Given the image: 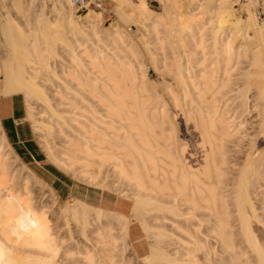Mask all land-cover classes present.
I'll use <instances>...</instances> for the list:
<instances>
[{"label":"bare ground","instance_id":"obj_1","mask_svg":"<svg viewBox=\"0 0 264 264\" xmlns=\"http://www.w3.org/2000/svg\"><path fill=\"white\" fill-rule=\"evenodd\" d=\"M1 1L7 3V0ZM10 1V6L16 12L18 11L19 14L26 16L25 14L28 11L26 12L27 9L24 7L23 0ZM50 1L54 2L55 0ZM65 1L67 2V0L55 1L60 5L56 9L58 12L56 22L51 23L43 17L36 18V22L39 24L31 28L32 32L28 33L29 31L24 30V33L21 34L20 32L21 35L18 32L21 41L15 35L16 33H13V30L11 31L13 27L10 26L11 22L8 19L9 12L4 13V18L1 19L0 17L1 25L5 28V33H3L5 41H8L9 46H11V51L3 59L2 69H0V73L3 75L0 95L24 93L30 101L34 99L37 102L39 100H43L42 103L48 102L50 98L46 86L44 84L43 86L40 85L36 81V77L41 74L45 76L47 71V74L50 73V70L53 73L54 70L50 69L52 62L50 59L54 57L57 61L62 55L58 53L57 46L54 45L55 39L58 38L54 39L53 44L47 39V37L51 38V31L55 29L58 34L65 32L67 29L69 30L68 34L72 32V34L76 33L85 37L90 33L96 37L97 39L93 40L89 46L81 40L82 37L78 38L79 35L74 40H71V37L70 39L67 38L66 43H63L66 44V47L68 46V48H65L68 52L65 51V53L68 55L67 57L66 55L63 56L65 53L62 55L63 58L66 57L67 63L59 60L57 66L61 68L58 72H56L57 67L52 64L53 69L56 68L54 72L57 73V79H54H61L66 88L70 87L68 90H71L70 84L76 86V91L73 90L72 92L71 90L69 92H77L76 95L80 96L81 101L86 102L84 106L86 114L84 115H86L85 118L89 122L86 124L88 127L84 126L81 129L82 131L76 132L78 133L77 139L70 137L72 139L70 140L65 135V140H70L66 145L69 143L70 147L66 146L68 148L65 150L66 155H60H62L61 157L67 156L68 158H65L69 162H71L70 159L80 161L82 168H84L82 170L83 175L88 178L91 184L96 183V179L100 177L99 175L104 174L103 167L108 166L109 169L105 170L107 171L106 177L113 179L104 184L107 181L106 178L102 182L104 185H101L106 187L103 193L128 202L124 205L127 206L125 208L128 209V213H121L122 210L120 212L109 206H96L80 200H75L74 205H72L73 203H67L60 210L67 217L79 222L83 226V233H86L91 228L90 226H97L93 227L95 230L92 229L98 235V242L103 246L102 248H106L107 253L103 252V254L106 257L109 254V258L112 249L118 243L117 238L111 232L112 222L108 219L110 214L116 216L120 221L123 231L122 238L127 240L129 225L133 221L128 217L129 213L133 212L135 214V218H133L138 220L141 218V212L146 215L152 212L155 213L159 209H167L175 216L184 218L185 221L196 217L200 219V226L203 228L199 229L197 235L178 222H173L177 229L194 238L192 244L194 243L196 251L200 250L202 253L201 256L196 255L198 259L194 260L193 264H216L217 262L220 264L219 259L221 257L224 258L226 264H264V219L261 217L260 207L257 205L258 202H262L264 208V25L258 27L252 13H248V16L244 19L240 17L241 14L240 16L237 15L233 9L237 0H220L218 11L216 9V15L220 22L214 33L216 54L229 53L233 49L234 35L238 33L239 37H242V42L237 46V51H234V54L238 56L239 48H245L246 50L248 48L252 55L250 64L252 69L249 68L244 73V83L236 90L237 98L240 101L236 102L235 110L240 112L233 117H231L232 115L229 117L216 104L214 70L200 69L205 59L204 57L199 59L197 49L204 50L206 45H204L206 41L204 31L208 28L207 22L199 21V16L203 13L201 9L205 8L202 6L204 3L197 2L198 6L193 8L192 15L190 16V13L187 15L188 17H184L185 20L183 18V21L180 20L179 23H176V20H173L174 22L171 20L173 22L171 23L172 26L168 28L170 38L167 39H170L168 42L171 41L172 43L173 59L172 65L169 69L167 68V71L175 80L178 88L174 89L170 85L168 91L174 99L172 101L181 107V116L184 123L178 126L175 114H170L169 110H165L167 105H163L165 100L162 101L161 97H158L156 101H153L152 98L154 110L148 111L152 107L150 106V103H152L149 97L150 90L148 91L146 81L142 76L143 70L140 69V64L136 60L138 58L131 55L132 51L130 55L133 60L128 54L129 45H125L122 33L117 29H106L110 43H102L103 38L100 36L101 33L98 29L99 19L102 17L101 13L88 11L82 16V21L78 19L77 15H74L71 5L70 8L65 5ZM116 1L121 4L125 0ZM136 4L138 13L144 15L145 12H148L146 13L149 16L148 20L155 16V11L148 7L146 0H139ZM7 5L9 6L8 3ZM7 5L5 4V6ZM2 7L4 6L2 5ZM53 7L55 12V6ZM2 9L5 10V8ZM29 9H31V6ZM199 10L202 12L201 15L198 14L200 13ZM208 10H204V12ZM5 11H9V9ZM124 14L126 15V13ZM160 17L161 15L157 18L159 20L152 21L148 26L147 36H154L159 33V22L165 19L162 18L163 15L162 19ZM250 31L253 32V35L250 34ZM230 33L232 34L230 35ZM229 37L231 39L228 40ZM46 39L49 43L46 42L47 45L45 43L44 46L43 41ZM158 41H156L157 44H159ZM111 45L115 49L109 48ZM23 55H26L27 58H23ZM22 58L25 60L22 61ZM55 59L52 60L55 61ZM141 68L143 67L141 66ZM51 73V78L46 75L43 81L46 80L47 83L54 82L53 77L56 74ZM74 86H72L73 89ZM35 101L33 102L35 103ZM161 102L162 105H159ZM45 105L48 106L47 103ZM148 105L150 108H148ZM74 106L77 107L79 104L76 102ZM162 106L164 107L163 110ZM55 111L51 108V112L56 116ZM257 112L258 114H254ZM248 115L252 119L253 117L257 118L252 122L253 131H247L243 128L245 130L241 132L238 128L239 126L244 127ZM31 118L34 119V116ZM52 118L50 117V119ZM237 119L239 121L236 122ZM39 120L34 122V131L43 143L47 156L55 161H63L62 158L61 160L60 157L57 158L58 155L54 157L49 147L50 142L48 143V137L46 136L54 133V131L51 132L52 127L51 130L48 129L49 127L45 128ZM67 124L69 125V123ZM44 129H48L50 132L47 130L45 136L40 135ZM62 133V136H64V131ZM0 135V264H60L57 258L59 246L61 247V245L58 238H56L55 227L53 229V226L58 227L60 224L57 226L54 223L51 226L50 219L46 215L49 206L43 208L45 205L39 204L42 207L37 208L34 205L37 204L34 202L38 200L34 199L35 201H32V193L34 192L29 188L31 182L26 181L30 180V175H26L24 180L22 179V186L19 184L17 190L14 188V186L16 187L15 184L13 186L12 183H8L7 175L11 171L9 166L12 165L11 163L9 165V160L12 159L20 165L19 167L27 165L18 157L9 144L1 124ZM191 139L194 140L193 143ZM259 143H262L263 146L260 147ZM69 162L70 165L75 163L71 164ZM68 164L67 162L64 163V165ZM27 173L29 174V171ZM30 174L33 175V178L38 179L35 173L30 172ZM14 177L11 180L15 179ZM19 177L21 176L19 175ZM32 177L31 180L33 181ZM123 183L130 186V189H128L130 195L127 196H130L134 203L130 202V197L127 198L124 195L125 190L119 193L123 192L126 198L113 194L114 187ZM18 187H21L23 191L20 188L18 190ZM42 187L44 189L46 187V185L43 186V182ZM46 188H50L51 194L54 193L51 187L47 186ZM30 192V197H27ZM53 197L55 196L53 195ZM53 200L54 204L52 203V205L56 207L60 205L57 198H53ZM55 210V213L60 211L56 210V212ZM55 213H53V216ZM198 213L201 215L198 216ZM68 225L70 224L68 223ZM145 225L146 232L151 233L150 228L153 225L147 222ZM205 225H209V227L205 229ZM104 227L106 235L103 236L102 230ZM56 229L58 232L59 229ZM70 230H68L69 233L72 232ZM87 233L84 235L86 236ZM209 234L213 236L212 240ZM97 235L94 236L97 237ZM153 235L156 238L163 236L161 232L157 233V231ZM166 235L164 233L162 238ZM182 239L178 238V240ZM190 239L188 238V240ZM172 240L170 241L172 245L173 243L175 245L180 243ZM188 240L187 242H182V240L181 245L191 242ZM159 246L160 244L151 246L150 253L143 258L144 261L146 260L145 262L150 264H177L176 261L184 257V255L176 257L174 256L176 254H172L171 251L167 252L165 249L164 251ZM178 247L176 246V248ZM192 248L190 247V250L194 251L192 257L193 255L195 257V250H192ZM90 254L92 253L88 250H86L85 255L83 254L85 258L87 256L89 264H99L94 261ZM250 259L253 262H249ZM192 263L189 262V264Z\"/></svg>","mask_w":264,"mask_h":264},{"label":"rangeland","instance_id":"obj_2","mask_svg":"<svg viewBox=\"0 0 264 264\" xmlns=\"http://www.w3.org/2000/svg\"><path fill=\"white\" fill-rule=\"evenodd\" d=\"M31 1L32 0H23V3H25L24 7L27 9L26 12L28 11V13L25 14L26 16H23V15L19 14L18 11H17L18 12L17 13L16 10L13 9L12 6H10L11 5L10 0H7V3L9 4L10 7L7 5V3H3L0 0V2H1L0 3V17H1V19L4 18L6 12L7 13L9 12V16H8L9 18L8 19L11 22L10 26L13 27V28H11V31L13 30V33H16L15 35L17 37H19L20 41H21V37L19 35H21L24 30H26L27 32L29 31L28 33L32 32L31 28L32 27L34 28L35 25L37 26V24H39L38 22H36V20L38 18L43 17L46 20H49V22H51V23L56 22L58 19V16H57L58 12L56 9L58 7H60V5L57 2H55L56 0L55 1L52 0L54 2H51L50 0H35V2H34V0H33L32 1L33 5L31 4ZM137 1H139V0H125L121 4H118L116 0H104V5H103L102 9L91 8L88 11L90 12L92 10L96 13H101V15H102V17L99 19V24H98V29L101 33L100 36L103 38L102 43H107V44L110 43V41L107 38L108 35H107V32L105 31L106 29L107 30L108 29L109 30L110 29L111 30L117 29L122 33L121 35H123L122 39L125 40V45H129V49H131V50L128 49V52H129L128 54L130 55L131 51H132L131 55L132 56L135 55L134 58H138L136 60L140 64L139 65L140 69L144 71V72L142 71V76H144V80L146 81L148 91L150 90L149 93L151 95V96L149 95V97L151 98L150 101L152 103H150V102L149 103H150V106H152V107H151V110L148 109V111L154 110L153 101H156V100H158V97H161L162 101L165 100L163 102V105L164 104L167 105V106H165V110H169L170 114H175L176 120H177L176 122H177L178 126L181 124L183 125V123H184L183 117L181 116V114H182L181 109H180L181 107L179 105L177 106V104L172 101L174 99H173L172 95L169 94L170 91H168V90H170V88H168V86H170V85L174 89L178 88V85H176L175 80L170 75V73L168 74V71H167L169 69V67L172 65V59H173L172 43H171V41L168 42L170 39H167L168 37L170 38V35L168 33V28L170 26H172L171 23L174 22L173 20H176L177 21L176 23H179L180 20L183 21V18L184 17L186 18V16L189 15L190 13H191L190 14V16H191L192 10H194L193 8H196L198 6L197 2H200V3H204L202 6L205 8L201 9V10H203V13L201 12V10H199L200 13L197 12L199 15H201V13H202V15L199 16L200 18L198 16L197 17L199 18V21L201 20L205 23L207 22L206 25L208 24L207 25L208 28L206 27L207 30L204 31V36L206 38L205 40L207 41V42L205 41V43H204V45L206 44L205 48H204V50H202L201 48H199L201 50L197 49L199 59H201L202 57H204V59H205L204 64L200 66V69H202V70L208 69L210 71H213V70L215 71V72L213 71V73L215 74V75L213 74L214 75L213 80L216 83L214 85V91L216 93V95H215L216 104L219 106V109L221 108L222 111H225L229 117L231 115H232L231 117H233L235 114H238V112H240V111L235 110V107H236V102L240 101V99L237 98L236 90L239 89V87L244 83V80H245V77H243V76H245L244 73L247 70H249V68L252 69V66L250 65L252 55H251V52L248 48H247V50L245 48L244 49L239 48L238 49V56H236L234 54L235 53L234 51H237V46L240 45V43L242 42V37L241 36L239 37L238 33L235 34V35H238L237 37L234 35V40L232 41L233 49L229 53L224 54V55H217L216 54L215 49H214V39H215L214 33L217 30L216 26L220 22L219 19L217 18V15H216V12L218 11V8H219L220 0H201V1H199V0H158L157 1L156 0V1H152V2L150 0H146L148 7H150L151 9H153L155 11V16H152L151 20L147 19L149 16L146 13H148V12H145L146 15L145 14L142 15V14L138 13V9L136 8V6H137L136 2ZM67 2L65 1V5L68 8H70V5H71L72 12L74 13V15L75 16L77 15V17H79L78 19L82 20L83 19L82 16L84 14H86V12L85 13H76V11H75L74 7L72 6L70 0L69 1L67 0ZM54 3H55V5H54ZM5 4L7 6H5ZM259 4H261V0H237L236 3H234L233 9L237 13V15L240 16V14H241L240 17L243 19L248 16V13H250V14L252 13V15L255 17V20L257 22V26L260 27V26H263L264 23L260 22L257 19L255 12H254L256 7L259 6ZM2 5L4 7H2ZM56 5H58V6H56ZM30 6H31V9H29ZM53 6H55V12H54ZM6 7H8V8H6ZM2 8H5V10L9 9V11H5ZM200 8H202V7H200ZM246 8H247V10H246ZM208 9H210V10H208ZM211 9H212V11H211ZM216 9H217V11H216ZM204 10H208V11L204 12ZM189 11H191V12H189ZM246 11H249V12H246ZM124 13H126V15ZM78 14H80V15L78 16ZM160 15H161V17L163 15L162 18H165V19H162L160 17L162 19V22L161 21L159 22V24H160L158 27L159 33H157V35H154V36L153 35L147 36L148 32L146 30L149 29L148 26H150L152 21H156V19L159 18ZM193 15L195 16V14H193ZM197 17H195V18L197 19ZM185 18H184V20H185ZM1 19H0V69H2L3 59H5L6 55L11 51V46H9L10 44L8 41H5L6 39L4 38V35H3V33H5V28H3L1 25ZM157 20H159V19H157ZM171 20L173 22H171ZM208 20H210L209 23H208ZM27 23H28V25H27ZM227 29H229V28L227 27ZM53 31H51L53 36L50 35L51 38L47 37V39H49V42L51 41L50 43L53 44L54 39L58 38V39H55V41H54V45L57 46V47L55 46L57 48L56 50L59 51V52L58 51L57 52L60 53V55L61 54L63 55L65 53V51H66V53H68L67 49H65V48H68V46L66 47V44L64 45V43H66V41L68 39H70V37H71V40H74L79 34H76V33L72 34V32H71L70 34H72V35H70V34H68L69 30L66 29V31L64 30L65 32L58 33V34H60L58 36L57 31L55 29H53ZM18 32H19V35H18ZM20 32H21V34H20ZM88 32H89V30H88ZM54 34H56V35H54ZM231 34L232 33H230V35ZM250 34L253 35V32L250 31ZM62 35L64 38L62 37ZM66 35H68V36H66ZM226 35H228V33H226ZM151 36L154 37L156 40L154 38H152ZM59 37L61 40L59 39ZM72 37H74V38H72ZM79 37H82L81 40L85 41L86 44L85 43L84 44L87 46L91 45L93 40L97 39L96 37L92 36L90 33H88L85 37H83L81 35H79L78 38ZM47 39L45 41H43L44 42L43 45L46 42L49 43ZM157 39L158 40L161 39L162 41L161 40L158 41ZM227 39L229 40V39H231V37H229ZM63 40H65V41H63ZM156 41H158L159 44H157ZM154 42H156V43H154ZM47 43L45 45H47ZM161 44H162V46H161ZM109 48H114V46L111 45ZM61 51H63V52H61ZM203 51H204V53H203ZM163 52H165V53H163ZM66 53L63 56L66 55V57H67L68 54H66ZM62 55H61V57H59L57 59V61L54 57L52 59H55V61L50 59L52 61L50 69L55 71L56 68L55 69H53V68L57 67L56 72H58V70H60V68H61L60 66H57L59 64V60H62V61H64V63H67L66 57H64L66 59V62H65V59L63 58ZM23 56H22L23 58H25V59L27 58L26 55H23ZM132 56L130 57L131 59H132ZM23 58H22V61L25 60ZM54 63H55V65H54ZM52 64L54 67L52 66ZM154 64H156V65H154ZM141 66L143 68H141ZM165 67H166V69H165ZM54 71H52V72L55 73ZM47 72H46V75L50 76V78H51V75H50L51 70H50L49 74H47ZM53 73H51V74H53ZM143 73H144V75H143ZM55 74H56V75H54L55 77L52 76L53 79L54 78L57 79V73H55ZM46 75L45 76H42V74L39 75L38 77H36V81L38 83H40V85L43 86V84H44V86H46L47 93H48L49 98H50V100L48 102L45 101L48 104V106L45 105L46 103H42V102H44L43 100H41L42 102L40 100L37 102L34 99H32L33 101H35V103H34L32 100L31 101L28 100L24 93H20L23 96V98L25 100V104H26V114H22V117H23L22 127L26 129L27 133L32 138H34V141L31 143V145L29 147H30L31 151L34 153V155H36V157H43L45 159V161L50 162L52 164H55L56 166H58L59 168H61L65 172L72 175L76 180H78V182L82 186L91 187L92 190H95L97 192H99V191L104 192V190H106V187L102 186L101 184H103L102 182L105 181V179L107 178L106 177L107 171H105V170L109 169L108 166H106L107 168L103 167L104 169H102V170H104V174L99 175L100 177H98V179H96L97 181L95 180L96 183L94 182L91 184L90 181L88 180V178L83 175L82 170L84 168H82V164L80 163V161H73L72 159H70L71 162H69V160L67 159L68 158L67 156L61 157L62 155H66L65 150L68 149L67 147H70V145H68L69 143L66 145V143L68 142L69 139L65 140V135L67 136L66 138L71 137L72 139H75V138L77 139L78 138L77 134L80 131H82L81 130V129H83L82 127H84V126L88 127V125H86V124H88L89 122L87 121V118H85L86 115H84V114H86L85 107H84L86 102L81 101L82 99L80 98V96L78 94L76 95L77 92L70 93L71 90H72V92H73V90L76 91V88H75L76 86H74V84H72V85L70 84L71 90H68V89H70V87L66 88L65 83L61 79H59V80L54 79V82L50 81L48 83L46 80L43 81L44 80L43 78H45ZM2 81H3V75H2V73H0V85L2 84ZM61 81H62V83H61ZM72 86H74V89ZM67 90H68L69 94L67 93ZM69 95L70 96L73 95V96L70 97ZM145 95H146V93H145ZM39 102H41V103H39ZM76 102H77V104H79V106H77V107L74 106V103L76 104ZM159 105H162V102ZM175 106H177V107H175ZM50 107L56 110L55 111L56 116L53 115ZM166 107H168L169 109ZM49 108H50V110H49ZM148 108H150L149 105H148ZM163 108L164 107L162 106V110H163ZM38 114H40V115H38ZM254 114H258V112L254 113ZM30 116L31 117L34 116V119L31 118ZM50 117L51 118L54 117L55 119L57 117V119L56 120L53 118L50 119ZM246 119H248V120L243 125L244 127L239 126V128H238V129H240L241 132L244 131L245 129L247 131H253V129H252L253 123L252 122L257 120V118H255V117H253V119L250 118V115L246 116ZM35 120H39L40 123L43 124V126L45 128L49 127L48 129L51 130V127H52L51 132L53 133V131H54V133L52 135L49 134L50 136L47 134L48 136H46V137H48L47 138L48 143L50 142L49 147L51 148V152L54 154V157L58 155L57 158L60 157L59 159L61 160V158H62L63 161H55L52 158H50L49 156H47V154L45 153L46 152L45 148L43 147L44 145L40 141L38 134L33 133V128H35V123H34ZM62 121H63V123L65 121L66 122L63 124ZM237 121H239V120L237 119L236 122ZM60 122H61V124L59 125ZM67 123H69V125ZM6 125H7V128L9 130L10 135H13L14 129H13L12 124L9 121H7ZM243 128H245V129H243ZM48 129L42 130L43 134L40 132L41 133L40 135L45 136L46 135L45 131H47ZM63 131H64V136H62ZM48 132H50V131L48 130ZM76 132H78V133H76ZM248 133H250V132H248ZM68 134H69V136H68ZM71 138H70V140H72ZM70 140H69V142H70ZM191 140L193 143L194 140L193 139H191ZM0 141H1V139H0ZM259 146L261 147V146H263V144L259 143ZM60 154H62V155H60ZM19 156L23 160V162L26 163L27 166H25L26 168L24 166H22L23 167L22 168V167H19L20 165L15 163L12 159H11V161L9 160L8 161L9 165H10V163L12 165L9 166V168H10L9 170H11V171H9V174L7 175L8 176L7 177L8 183H10V184L12 183L11 185L15 184L16 187L14 185L13 186H14L15 190H17V186L19 184L22 186V182H23L22 179L24 180V177L26 175H30L31 177L33 176L30 174V172H33L38 176V179H36L35 177L34 178L32 177L33 181L31 180V177L29 176L30 180L28 179L26 181L31 182V184L29 185V188H30V190L32 189L31 190L32 192H34V193H32V197H33L32 201L34 199L39 201V202L38 201L36 202L34 200L35 201L34 203H37L34 205L37 206V208L42 207V205H45V206H43V208H45L46 206L47 207L49 206L47 208L48 211H46V212H48V213H46V215L50 219L51 226L54 223L57 226L60 224V226H58V227L53 226V229L55 227V230H54L55 234H57L56 238H58V242L61 245V247L59 246V254H58V258H57V261L59 260L58 263H60V264H89V261H87L88 260L87 256H86V258L84 256L86 254V250H88V252L91 251L92 254H90V255L92 256L94 261L99 263V264H150L148 262H145L146 260L144 261L143 258L146 257L145 254L147 255V253H150L151 246L154 244H158V245L160 244L161 249H163V250L165 249V250H167V252L171 251L172 254L173 253L176 254V255H174L176 257L184 255V257H181L182 259L180 258L179 260L176 261L177 264H189V262L192 263V262H194V260L196 261L198 259V257H196V255L201 256V254H202L201 251L200 250L196 251L197 249L195 248V245H193L194 243L192 244V240L194 241V238L192 236H188L184 231L177 229L175 224L173 223V222H176V223L178 222L179 224L188 228V230L193 231V234L195 233V235H197L198 234L197 232H199V229L203 228L200 226V223H201L200 219L198 217H196V218H193L191 220L185 221L184 218L175 216L174 214L169 212L167 209H163V210L159 209V211H155V213L152 212V213L146 214V215H145V213L141 212L142 213V214L140 213L141 218H139L138 220L134 219L135 214H133V212L129 213L130 215L128 214L129 215L128 217L130 219H133V221L130 223V228H137V230H139V237H141L140 244H142V243L148 244L147 249L145 251V254H143V255L138 254L137 251L135 250L134 245L129 238L130 233L128 235L127 240L122 238L123 231H122V228L120 225V221L118 220V218L116 216L110 214L108 216V219L112 222V224H111L112 226L110 225L111 227L110 226L109 227L112 230L111 231L112 234L117 238L118 243H116L115 248L112 249L113 251L110 253L111 257L109 258V254H107V257H106V255H105L107 253L106 248L105 247H104V249L102 248L103 246L98 242V239H99L98 235L95 234V232L93 231V229H94L93 227H97V226H90L91 228L87 231L88 233L86 232L87 235L85 236L84 234H86V233H83V228H82L83 226L81 224H79V222H76L73 219H71L70 217H67L65 215V213L63 211H61L62 210L61 207H65V205H67V203H69V204L73 203L72 205H74L76 203L75 200H77L78 198L70 197V198L65 199V200L60 199V197L58 196V193L55 191V189L52 187V185L50 183H48L43 178V176L39 173V168H40L39 163L35 162L33 160V158L31 157V155H29V154H23L22 153ZM65 157H67V158H65ZM64 158L67 160H65ZM199 160L200 159L198 158V161ZM193 161L195 162V159ZM66 162H67V164H68V162L71 164H73L74 162L75 163L73 165H70V164L64 165V163L66 164ZM16 166H18V167H16ZM15 171L16 172L18 171L20 174L17 172L18 175L16 176L17 173ZM28 171H29V174L27 173ZM9 175L11 176V178H9L10 177ZM19 175L21 177L22 176L23 177L18 178ZM14 176H16V177H14ZM12 177L15 178V179H13L15 181L11 180ZM111 179H113V178L108 177L106 179L107 181H105L104 184L107 182H110ZM42 182H43V186L46 185V187L48 186V187H51L53 189L55 194L54 193H52V194L55 197H53V195L50 193V191H49L50 188L45 187V189H44V187H42ZM32 185H34L35 187ZM13 186H12V188H13ZM116 187H117V189H116ZM116 187H114L115 190H113V194L115 196H119L122 198H126V197L129 198L130 197V196L129 197L127 196L128 194L130 195V192L128 190V189H130L129 188L130 186L127 183L118 184V186H116ZM14 188H13V190H14ZM19 188L21 191H23V189H21V187H18V190H19ZM118 188H120V189H118ZM40 189H42V190H40ZM122 190H125L124 195H126V197L123 195V192L119 193ZM24 192H23V195L25 194ZM43 194H45V195H43ZM28 195L29 196H27V193H26V196L30 197L31 192H30V194L28 193ZM53 198L54 199L57 198V200L60 204L57 206L59 208H57L55 205H52ZM82 201H84V200H82ZM131 201H132V203H134V200L130 197V202ZM87 203H89V202H87ZM39 204H42V205H39ZM89 204H92V203H89ZM92 205H95V204H92ZM257 205L260 207L259 213H260L261 217L264 219V208L262 207V202H258ZM51 208H54L56 210H60V209L61 210L58 211L59 213H55L54 209H51ZM53 213H55L54 216H53ZM200 213H198V216L201 215ZM61 214H63V215H61ZM66 219H68V220L66 221ZM66 222H68L70 225H68V223L66 224ZM146 222L149 223L150 225H153V227L150 228V230L152 231L151 233H147L145 230L146 229V225H145ZM61 224H63V225H61ZM67 225H68V227H66ZM60 227H61V229H60ZM208 227H209V225H205V229ZM56 228H58L59 231L61 230V232H59V231L57 232ZM64 228H66L67 230L65 231ZM68 228L71 229L72 232L69 233ZM105 230L106 229L104 227V229L102 230L103 231L102 234L104 233ZM153 231H155V232L157 231V233L161 232L163 234V236L165 233V234H167L166 235L167 237L165 236L164 238H162L163 237L162 236L160 238H156L153 235V233H155ZM92 233H94V234L92 235ZM70 234L72 235V237H70L71 236ZM82 234L84 235V237ZM174 234H175V236H174ZM94 235H97V237ZM104 235H106V234L104 233L103 236ZM176 236L179 239L183 238L182 239L183 241L178 240V238ZM174 237H176V238L174 239ZM209 237H211L210 239L212 240L213 236L211 234H209ZM63 238H65V239L62 240ZM171 238L174 240H172ZM188 238L189 239L193 238V239L188 240ZM171 240L174 242H180V243H178V245H175V243H173V245H172V244H170ZM187 240L191 241V242H188V244L185 243V244L181 245V241L187 242ZM65 241H67V242H65ZM167 244H168V246H167ZM174 245H175V247H173ZM176 246L177 247L179 246V247L176 248ZM185 246H186V248H184ZM171 247H173V248H171ZM181 247L183 249H180ZM190 247L195 248V249L192 248V250H195V257L193 255L194 258L192 257V254H194V251L192 252L190 250ZM189 250H190V252H189ZM103 252H105V254H103ZM187 252H189V253H187ZM181 253H182V255H180ZM186 253H187L189 259H192L193 261L192 260L190 261L188 259ZM69 255H71V256L69 257ZM190 257H192V258H190ZM183 258H184V260L185 259H188V260L184 261ZM219 260L221 261V262L219 261L220 264L221 263L226 264V261L224 260V258L221 257ZM249 262H253V260L250 259ZM252 264H254V263H252Z\"/></svg>","mask_w":264,"mask_h":264},{"label":"crops","instance_id":"obj_3","mask_svg":"<svg viewBox=\"0 0 264 264\" xmlns=\"http://www.w3.org/2000/svg\"><path fill=\"white\" fill-rule=\"evenodd\" d=\"M22 114H26V104L20 93L0 95V124L9 144L12 148L14 147L13 150H16H14L15 153L17 152L19 155L22 153L29 154L35 162L39 163V173L48 183L52 185L58 193L60 199L65 200L70 197H74L78 198L77 200L80 199V201L84 200L101 207L109 206L114 210H122V212L120 211L121 213H128V209L125 208L127 206H124L128 202L124 199L115 198L114 196L106 195L100 191L97 192L92 190L91 187H84L72 175L65 172L55 164L45 161L43 157H36L29 147L34 141V138H32L27 133L26 129L22 127ZM7 121H9L13 126V135H10L9 133L6 125ZM33 133H35L34 128ZM19 155L18 157L20 158ZM128 230V235L130 233L129 238L137 253L140 255L145 254L148 244H144L142 242V244H140L141 237H139V230H137V228H130V225Z\"/></svg>","mask_w":264,"mask_h":264},{"label":"built area","instance_id":"obj_4","mask_svg":"<svg viewBox=\"0 0 264 264\" xmlns=\"http://www.w3.org/2000/svg\"><path fill=\"white\" fill-rule=\"evenodd\" d=\"M156 1V0H150ZM158 1V0H157ZM72 6L74 7L76 13L88 12L91 8L102 9L104 5V0H70ZM255 15L257 19L264 23V0H261V4L256 7Z\"/></svg>","mask_w":264,"mask_h":264}]
</instances>
